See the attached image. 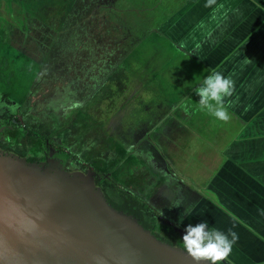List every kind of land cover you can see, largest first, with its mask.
Returning a JSON list of instances; mask_svg holds the SVG:
<instances>
[{"label":"crops","instance_id":"1","mask_svg":"<svg viewBox=\"0 0 264 264\" xmlns=\"http://www.w3.org/2000/svg\"><path fill=\"white\" fill-rule=\"evenodd\" d=\"M164 28L165 37L160 34ZM156 30L168 42L182 39V50L209 71L178 72L185 82L191 77L196 82L174 88L160 84L169 80L166 74L136 72L128 96L118 92L123 107L151 100L149 106L143 104L144 112H164L150 119L153 127L144 135L149 142L126 153L117 168L121 189L153 206L157 219L170 222L183 235L189 224L202 222L226 233L235 231L239 239L225 264H264V0H184ZM177 53L183 60L187 57ZM213 69L235 82L227 123L198 107L195 88ZM152 77L162 80L153 84ZM165 191L173 201L183 196L184 204L170 207ZM189 204L192 215L180 223Z\"/></svg>","mask_w":264,"mask_h":264},{"label":"rangeland","instance_id":"2","mask_svg":"<svg viewBox=\"0 0 264 264\" xmlns=\"http://www.w3.org/2000/svg\"><path fill=\"white\" fill-rule=\"evenodd\" d=\"M95 1L26 0L27 5L23 8V11L18 8L16 2L13 3L15 6L12 16L14 29L7 44L3 42L7 40V32L10 30V26L0 20V30L2 29V32L5 30L3 34L0 33V40L1 37L3 38L0 42V54H5L3 57L0 55V76L6 75L7 77V80H0V86L4 91L3 95L9 96L13 103L3 104L1 106L2 109H0L4 113L12 114L13 109L16 108L14 100L18 101V104H27L25 96L35 83L30 104L35 109V117H40L37 125H35L36 130H38L39 125H42L49 131L53 123L57 122L55 120L64 122L68 118V113H70L71 109L70 102L72 98L70 94L72 91L81 88L83 90L81 94H88L90 91L95 93L99 88L101 90L102 86L104 92L109 89L110 92L107 94L98 92L91 98V104L82 111L74 124L71 123L69 133L64 136L62 143L59 144L63 148L68 146L73 148L71 149L72 152H70L72 154L71 158L78 160L76 170L100 175L107 171L117 173V168H120L119 165H122L128 157L125 156L126 153L129 154L133 149L134 153L143 149L145 141L149 142L144 135L149 136L150 129L153 127L150 121L154 116L164 113L162 109H157L159 113H155L157 112L156 109L144 112L142 110L143 104H147L151 100H146L143 103L139 102L136 107L132 104H127L126 107H123L124 101L118 92L120 91V94L123 93L121 96H128V92L132 90V77L136 72H159L163 73L160 76L164 78L168 75L167 78L169 80L165 78L160 84L164 87L174 88L180 85L185 86L186 83L191 86L196 82L195 77L187 78V82H185L183 76L176 75L178 72H182V74L184 72L185 74L188 72H201L200 69L202 72L206 71L198 65L197 59L188 57L190 52L187 53V50H182L183 46L180 43L182 39L169 38V36L168 40H172L175 44L164 40L159 35H154L134 47L130 55L124 59V55L115 51V47H118L113 44L111 39L98 38L97 30L99 28L100 32L101 26L103 27L100 22L105 20L104 17L99 16L97 18L96 21L99 22L100 26H96L95 30L89 29L90 24L76 22L75 11L78 12L77 9L83 8L87 12L88 10H95L96 12L93 7ZM121 3H124L123 0H115L114 2L115 6ZM4 5L5 3L0 1V14L4 19L3 21L7 17L9 18ZM169 9L171 10V8ZM129 15V13H126L125 16L129 17ZM120 17H122V14ZM155 19L154 17L149 26L155 22ZM66 22L70 23V27H68L70 33L66 29L63 30ZM158 29L160 30V28ZM169 30V32H172L171 29ZM155 31L157 32V30ZM58 32H61L62 34L60 35L63 37V39H58V44H67H65L63 51L48 53L49 49L53 50L54 48L52 44L56 40L55 37H57L56 34ZM165 33L166 30L164 28L160 34L165 37ZM136 35H139V33ZM177 51L187 55L185 60H183L184 56L178 54ZM60 55L63 59H60ZM120 63H123V65H120ZM118 66H121L120 68L122 69H118ZM171 66H173L172 70H170ZM124 70L128 72H124ZM40 72L41 81L37 82V76ZM60 72H78L77 74L84 79V85H78L77 88L75 86L62 88L63 79H56L57 76L61 75ZM108 72H110L109 78H106L105 76ZM91 77H93L92 81L87 84V80ZM63 78L66 79V77ZM96 78L104 79L102 85L100 80ZM150 79L153 84L158 82V80H162L153 77ZM147 81L149 83V79ZM99 83L101 87L97 86ZM123 89L125 91L122 92ZM137 91L139 92V90ZM158 102L155 101L151 107L155 108ZM104 103L105 107L103 109ZM147 105L149 106V104ZM66 115L67 118H65ZM107 116H110L108 120H106ZM104 120L107 122L103 123ZM103 128L105 129L104 132L102 131ZM113 137L122 144V146L120 145L121 149L117 151L119 154L116 155V158L114 155L112 157L106 155L108 157L107 160H103L105 154L114 147L111 142ZM21 141L24 145L18 152L22 156H27L31 149L28 148L26 141ZM117 162H119L118 167L116 166ZM83 172L78 173L85 175L86 173ZM118 176L115 182L118 186L123 187ZM110 183L112 185V181ZM129 189L133 192L135 191L134 188L130 187ZM146 201H148V198H146ZM112 202L113 204L109 203L113 209L120 212L124 211V213L127 212L125 210L121 211L120 208L116 207L127 206L126 203L118 200L117 196L112 198ZM135 202H132L135 205V209H141L140 199ZM163 207L165 206L163 205ZM142 225L153 236L163 243H167L166 240L147 228L145 224L142 223ZM168 244L174 248L179 247V245H172L169 242ZM180 249L183 250L182 247Z\"/></svg>","mask_w":264,"mask_h":264},{"label":"water","instance_id":"3","mask_svg":"<svg viewBox=\"0 0 264 264\" xmlns=\"http://www.w3.org/2000/svg\"><path fill=\"white\" fill-rule=\"evenodd\" d=\"M83 173L0 152V264H195Z\"/></svg>","mask_w":264,"mask_h":264},{"label":"flooded vegetation","instance_id":"4","mask_svg":"<svg viewBox=\"0 0 264 264\" xmlns=\"http://www.w3.org/2000/svg\"><path fill=\"white\" fill-rule=\"evenodd\" d=\"M0 1L2 3H5L4 6L6 7L5 8L6 13L9 15V18H10L9 19L7 17L5 19V21H3L4 19L0 14V20H2V22H5L7 25L10 26V30L7 32V35H8L7 40L8 41L6 40V42H3L5 44H7L10 41V37H11L12 31L14 29L12 16H13L14 11H15V6L13 3L16 2V4L18 5V8L21 9V11H23V8L26 7L27 3H26V0H0ZM4 31L5 30H3V32H2V29H1L0 33L3 34ZM60 34H61V32H58V34H56V36H57V37H55L56 40L52 44V46L54 48H53V50L49 49L48 53H50V52L56 53L57 51H63V48L65 47V44H67V43H65L63 45L58 44V42H57L58 39L62 38ZM2 36H4V35H2ZM2 39L3 38L1 37V40ZM1 40H0V42H1ZM4 55L5 54H2L1 57H3ZM7 55H8V53H7ZM60 59H63L62 56L60 57ZM60 73H61V75L57 76L56 79L57 80L63 79L64 84H63V86H61L62 88H64L65 86H67V88L68 87L70 88L71 86H75L77 88L78 85H80V86L84 85L83 84L84 79L77 74L78 72H60ZM109 73L110 72H108L107 75L105 76L106 78H109L108 77ZM110 76H111V74H110ZM63 77H66V79H64ZM92 78L93 77H91L87 80V84H89L90 81H92ZM1 79L7 80L6 75L0 76V80ZM96 79L100 80L99 78H96ZM38 81L39 82L41 81V72L37 76V82ZM103 81H104V79L100 80L101 85H102ZM5 83L7 85H9L7 82H5ZM100 83L97 85L98 87H101V86H99ZM34 84H33V86H34ZM33 86L31 88L30 92L25 96V101L28 102L27 104H24V105L21 103L18 104V101L12 99V100H14V104L16 105V108L13 109L12 114L4 113L1 111V109H2L1 106L3 104L13 103V101H11V98H9V96L3 95L4 91L2 90V87L0 86V108H1L0 109V122L3 125L2 135L0 137V152L4 153L5 155L13 156V157H16L20 160H24L27 163L38 164L40 166L46 165L47 162H49L50 164L54 163V164H57L60 167V169H62L63 172H65L67 174H74L75 172H83L81 170H76L78 160L76 161L75 158L74 159L71 158L72 157V154H71L72 150L71 149H73V148L71 146L63 148L61 145L59 146V144L62 143L64 136H66L69 133L70 128H71L70 127L71 123L74 124L76 122L78 116L81 115L82 111L87 109L88 106L91 104L90 103L91 98L94 97V95L97 94L98 92L107 94L108 92H110V90L108 89L107 92H104V89L102 86L101 90H99L100 89L99 88L96 90L95 93L90 91V92H88V94H81L83 92V90L81 88H78L80 91L79 90L72 91V93L70 94L71 98H72L71 99L72 101L70 102L71 103L70 104L71 109L69 111L70 113H68L69 114L68 118L66 115L65 118H67V119L64 122H61L60 120L59 121L55 120L57 122L53 123L52 128H50V130L48 131L42 125L41 126L39 125L38 130H36L35 125H37L40 117H35V112H34L35 109H34L33 105L30 104ZM104 88H105V86H104ZM104 107H105V103L103 105V109H104ZM109 117L107 116L106 120H108ZM61 120H63V119L61 118ZM106 122L104 120L103 123H106ZM102 131L104 132L105 129L103 128ZM107 136H109V135L107 134ZM111 139H112V141H111L112 145H114V147L110 149V152L105 154V158L103 160H107L108 157H106V155L111 156V157L114 155L116 158V155L119 154V152H117V151H119V149H121L120 145L122 146V144L120 142H117L114 137ZM21 140L26 141L28 143V148L31 149L30 153L27 156H22L18 152V150L22 149V146L24 145V143H21L22 142ZM50 142H52V144H50ZM27 143H26V145H27ZM112 151L114 154L112 153ZM118 164H119V162L116 163L117 167H118ZM93 174H94L95 179H96V184L102 183V186L104 187V185H105V188L108 190H110V188L112 187L115 189L117 188L122 193L124 192V190L121 189V187L118 186V184H116V182H115L117 179V173L116 172L107 171V172L100 174V175H98L96 173H93ZM111 181H112V185H110ZM130 197H132V196H130ZM112 198L113 197H111V201H112ZM119 198H120V196H118V200H119ZM132 198H134V197H132ZM137 200H135V201H137ZM122 202H124V201H122ZM140 204H141V206H143L145 208V211L149 216V219L146 218V219H144V221L147 223V225L150 226L152 231L157 236L163 238L167 242L174 244V245H179L180 247H182L181 243L183 242L182 238L184 236L182 234V230H180L179 228H173V226L171 225L170 222H167V221L164 222V221H162L161 218L157 219V214L152 211L154 209L153 206L142 204V203H140Z\"/></svg>","mask_w":264,"mask_h":264},{"label":"trees","instance_id":"5","mask_svg":"<svg viewBox=\"0 0 264 264\" xmlns=\"http://www.w3.org/2000/svg\"><path fill=\"white\" fill-rule=\"evenodd\" d=\"M183 1L184 0H123L124 3L115 6V0H96L94 3L95 6L93 5L96 12L95 10H88L87 12L86 10L84 11L83 8L80 10L77 9L78 12L75 11V19L78 23L90 24V30H95L96 26L103 24V27L101 26L100 28V32L99 28L98 30L96 29L99 35L98 38L111 39L113 44L118 47H115V51L124 55L125 59L130 55L134 47L154 36L155 34L153 31L160 28V26H162L171 15L179 10ZM169 8H171V10ZM126 13L130 14L129 17L125 16ZM121 14L122 17H120ZM99 16H102L105 19L100 22V24L96 21ZM154 17L156 18L154 20L155 22L149 26V23ZM68 27H70V23L66 22L63 30L66 29L67 32H69ZM138 33L139 35H136ZM121 64L123 65V63H120V65ZM120 67L118 66V69ZM125 71L128 72L127 70H124V72ZM97 185L104 190L105 196L112 204L111 197L117 196L118 199V196H120V201L125 200L124 202L127 204L126 207H116L120 208L121 211H127L125 213L127 215L137 217L147 228L152 230L144 221L146 218L149 219L145 208L142 206L141 209H135V205L132 204L134 199L130 197V195L124 192L122 193L117 188L115 189L111 187L110 190H108L105 188V185L104 187L102 186V183Z\"/></svg>","mask_w":264,"mask_h":264},{"label":"clouds","instance_id":"6","mask_svg":"<svg viewBox=\"0 0 264 264\" xmlns=\"http://www.w3.org/2000/svg\"><path fill=\"white\" fill-rule=\"evenodd\" d=\"M244 60L245 62H251L247 58ZM210 73L195 88L196 94L200 97L198 107L202 111L207 110L217 120L227 123L231 119V114L228 111L231 102L228 101V98L234 95L235 82L230 76L226 77L223 73L214 69L210 70ZM162 195L171 202L170 207H180L184 204L183 196L173 201L167 191L163 192ZM163 214V211L159 209V216ZM186 215H192L191 204L181 214L180 223H183ZM185 233L181 246L195 264H223V262H227L234 245L239 239L235 231L229 230L226 233L215 227L209 228L206 222L198 223L195 226L189 224L185 229Z\"/></svg>","mask_w":264,"mask_h":264}]
</instances>
